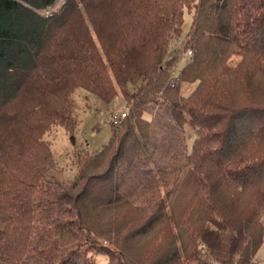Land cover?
<instances>
[{"label":"trees","instance_id":"trees-1","mask_svg":"<svg viewBox=\"0 0 264 264\" xmlns=\"http://www.w3.org/2000/svg\"><path fill=\"white\" fill-rule=\"evenodd\" d=\"M57 1L0 0V264H251L264 241V0H62L45 14ZM185 15L191 56L173 75ZM79 89L120 94L128 113L65 181L45 136L61 125L74 144ZM163 103L194 131L187 171L168 206L139 208L122 191L149 140L145 110Z\"/></svg>","mask_w":264,"mask_h":264},{"label":"rangeland","instance_id":"rangeland-1","mask_svg":"<svg viewBox=\"0 0 264 264\" xmlns=\"http://www.w3.org/2000/svg\"><path fill=\"white\" fill-rule=\"evenodd\" d=\"M61 1L58 0L54 7L44 13L55 10ZM190 22L191 17L185 15L181 34L173 36L168 45L166 59L174 55L180 58L172 70L173 75L179 73L185 59L191 56L190 50L180 53V44ZM236 60L233 57L230 63ZM196 84L197 82L182 83V97H188ZM75 101L72 114L75 126L74 144L69 141L68 131L61 125L52 126L45 136L51 145L56 170L65 181H71L77 173V154L80 151L96 152L108 142L111 136L110 117L119 115L120 112L128 113L127 103L120 94L109 104H105L97 96L79 89L76 91ZM145 111V117L151 125L149 140L128 176L122 193L139 208L153 209L161 200L168 206L176 194L187 171L185 157L190 150L194 131L187 124L180 127L172 120L167 103L151 104ZM99 263L105 264L106 261L99 259ZM251 264H264V241L251 259Z\"/></svg>","mask_w":264,"mask_h":264},{"label":"built area","instance_id":"built-area-1","mask_svg":"<svg viewBox=\"0 0 264 264\" xmlns=\"http://www.w3.org/2000/svg\"><path fill=\"white\" fill-rule=\"evenodd\" d=\"M189 55H190V53H189ZM125 117H126L125 112H122L119 115H112L109 119V122L114 127H118V126H120V124L122 123V121Z\"/></svg>","mask_w":264,"mask_h":264}]
</instances>
